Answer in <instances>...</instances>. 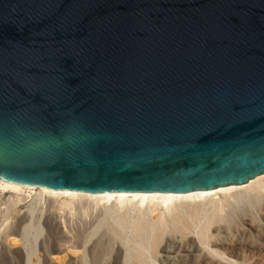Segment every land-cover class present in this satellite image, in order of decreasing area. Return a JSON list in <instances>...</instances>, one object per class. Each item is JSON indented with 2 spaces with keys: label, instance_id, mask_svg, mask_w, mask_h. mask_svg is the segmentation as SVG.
<instances>
[{
  "label": "water",
  "instance_id": "obj_1",
  "mask_svg": "<svg viewBox=\"0 0 264 264\" xmlns=\"http://www.w3.org/2000/svg\"><path fill=\"white\" fill-rule=\"evenodd\" d=\"M264 173V0H0V180L189 192Z\"/></svg>",
  "mask_w": 264,
  "mask_h": 264
},
{
  "label": "bare ground",
  "instance_id": "obj_2",
  "mask_svg": "<svg viewBox=\"0 0 264 264\" xmlns=\"http://www.w3.org/2000/svg\"><path fill=\"white\" fill-rule=\"evenodd\" d=\"M0 188L4 190L10 189L16 192L36 190V194L39 197L42 196L45 198V196H48L50 203H53L56 197H65L69 199L63 202L65 207L83 204L88 201H94L96 206H100L96 216L90 215L91 219L89 217L86 225L83 222L85 226H82L83 228L81 230L78 228L80 231L76 235L74 234V237H66L68 240L65 243L72 241V248L74 247L82 251L77 256H71L68 264H154V262L161 264H211L210 257H208L205 251L206 246L204 245V241L212 237V232L213 234H217V236L220 235L218 237L219 239H217L218 243H224L232 252L238 253L242 249L250 252L256 249L264 256V173L239 185H227L182 193H90L12 184L2 180H0ZM76 207L78 208V206ZM166 212L168 216L171 215L168 218H172V221H174L176 234H170L168 225L164 222H168L169 220L164 219ZM48 214V218L54 221L55 215L53 212L51 211ZM80 215L79 213L78 216ZM80 218L83 219L82 217ZM77 219L78 217L75 218V220ZM64 220L66 221V219ZM170 225H172V222ZM30 230L32 229L29 224L24 227V235L27 236L26 238L31 236L29 233L31 232ZM35 230L39 231L40 227L37 226ZM129 231L131 233L133 232L141 241L136 242L131 247H126L128 238H126V235H128ZM63 233L65 234V232ZM58 236L62 237V235ZM33 242L34 240L29 241V250L33 249ZM59 242L61 246V241ZM208 245L210 246V243ZM63 246L65 247V245L61 247ZM55 250H58V248ZM60 250L63 252L68 249L60 248ZM73 253L76 254L75 251ZM29 255L31 254L26 256L29 257Z\"/></svg>",
  "mask_w": 264,
  "mask_h": 264
},
{
  "label": "rangeland",
  "instance_id": "obj_3",
  "mask_svg": "<svg viewBox=\"0 0 264 264\" xmlns=\"http://www.w3.org/2000/svg\"><path fill=\"white\" fill-rule=\"evenodd\" d=\"M35 195L37 196V198ZM38 197H39V195L36 194V190H32L30 192H29V190H22L21 192H16V191H13L10 189L4 190V189L0 188V264H23V263L24 264H47V263L48 264H62V262H63V264H68L69 258L71 256H77L78 253L80 254L82 252L81 250H79L77 248H74V247L72 248L71 244L73 242L70 241V239H69L70 242L65 243V241L68 240L67 238L74 237L76 235V233L78 231H80L81 228H83L86 225V223L89 220L90 215L96 216L100 206L99 205L96 206L94 201H88V202L83 203V204H78L75 206L73 205L74 207L73 206L65 207L63 205V202L66 200H69L68 198H65V197H62V198L58 197L57 198L56 197L55 200L53 201V203H50L48 200V196L47 197L45 196V198L42 196H41L42 198L41 197L38 198ZM90 204H91V206H90ZM76 206H78V208ZM92 207H93V210H92ZM75 210H76V213L79 211L78 214L80 213L82 216L81 215L78 216V214L75 216V214H76ZM48 211L49 212L52 211L53 214L55 215L54 221L48 218L49 217ZM65 212H66V214H65ZM85 212H86V214H85ZM28 214H30V215H28ZM29 216L31 217V219ZM164 216H165V218H164L165 220L169 219L168 220L169 223L167 221H164V222H166L165 224L168 225L167 227L169 228L170 234H173V233L176 234L177 232H176V230H174V221H172V218H168L171 215L168 216V214L166 212ZM76 217H78L77 220H75ZM79 217H82L83 219H81V218L79 219ZM57 219H58V221H57ZM64 219H66V221ZM90 219H91V217H90ZM81 220H82V222H81ZM28 221H30V222H28ZM68 221H69V223H67ZM56 222H58V224H56ZM83 222L85 225L83 224ZM171 222H172L173 226L170 225ZM75 223H77V224H75ZM28 224L30 225V227L32 229V230H30L32 233L29 232L31 236L26 238L27 236L24 235V227ZM80 224H83V225H80ZM32 225H34V226L32 227ZM49 225H50V227H49ZM55 225H57V226H55ZM58 225L59 226L61 225L60 226L61 229L59 228ZM77 225H79L81 227H79V226L76 227ZM37 226L40 227L39 231L35 230V228ZM66 226L68 228L70 226V228L68 229ZM54 228L56 231L54 230ZM78 228L80 230H78ZM59 229H60V231H59ZM172 231H174V232H172ZM195 231H197V229H195ZM63 232H65V234ZM66 232H67V234H66ZM57 233H58V235H62V237L58 236ZM178 233H180V232H178ZM33 234L35 237L33 236ZM68 234H69V237H68ZM196 235H197V233H196ZM219 236H217V234H213V232H212V237L209 240L204 241V245L206 246L205 251H206V254L208 255V257H210L211 264H214V263L215 264H264V260H263L264 256H262L260 251L253 249L252 251L249 252V251H245L244 249H242L238 253L232 252L227 247V245H225L224 243H218L217 239H219L218 238ZM126 238H127L126 247H131V246H133V244H136V242L141 241L140 238H137V236H135V234L133 232L131 233V231L128 232V235H126ZM56 239L57 240L59 239V240L57 241ZM60 239H62V240H60ZM32 240H34V242H33L34 244H33V249H31L32 250L31 251V250H29L30 249L29 241H32ZM59 241H61V246L65 245V247L64 246L61 247ZM58 242H59V244H57ZM208 242L210 243V246H212V247H210L208 245L209 244ZM70 246H71V249H70ZM224 246H226V247H224ZM59 247L62 249L67 248L68 250H64L63 252H61ZM57 248L59 251L55 250ZM24 249L26 251L27 256H28V254H31V255H29V257H27L25 255V251H23ZM72 251L73 252L75 251L76 254H74ZM245 252H246V254H245ZM60 253H62V254H60ZM212 254H214V255H212ZM43 255H45V256H43ZM63 256H65L66 258ZM261 259H262V261H261ZM45 260L48 262L44 263V262H46ZM256 261H258V262H256ZM156 263L161 264L159 262H154V264H156Z\"/></svg>",
  "mask_w": 264,
  "mask_h": 264
}]
</instances>
